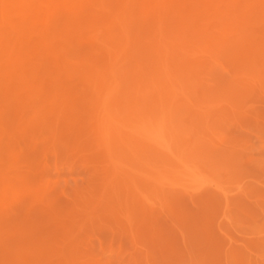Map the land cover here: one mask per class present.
I'll return each mask as SVG.
<instances>
[{"label":"rangeland","instance_id":"rangeland-1","mask_svg":"<svg viewBox=\"0 0 264 264\" xmlns=\"http://www.w3.org/2000/svg\"><path fill=\"white\" fill-rule=\"evenodd\" d=\"M21 1L0 264H264V0Z\"/></svg>","mask_w":264,"mask_h":264},{"label":"bare ground","instance_id":"bare-ground-1","mask_svg":"<svg viewBox=\"0 0 264 264\" xmlns=\"http://www.w3.org/2000/svg\"><path fill=\"white\" fill-rule=\"evenodd\" d=\"M20 1H21V0H20ZM24 1H25V0H24ZM24 1H23V2H24ZM28 1H29V0H28ZM39 1H40V0H39ZM42 1H43V0H42ZM212 1H213V0H211V2H212ZM216 1H217V0H216ZM224 1H225V0H224ZM33 2H34V1H33ZM127 2H128V1H127ZM211 2H210V3H211ZM214 2H215V0H214ZM222 2H223V0H222ZM229 2H230V1H229ZM233 2L235 3V0H234V1L232 0V3H233ZM236 2H240V3H241L240 0H236ZM21 3H22V1L20 2V5L23 4V3H22V4H21ZM29 3H31V2H29ZM29 3H28V5H29ZM217 3H218V2H216V4H217ZM219 3H220V2H219ZM3 4H4V3H3ZM5 4H6V3H5ZM39 4H40V3L38 2V7L40 6ZM41 4H42V3H41ZM211 4H212V3H211ZM211 4H210V5H211ZM213 4H214V3H213ZM213 4H212V7L214 8ZM221 4H222V3H220V5H221ZM243 4H244V3H243ZM243 4H241L242 7H243ZM250 4H253V3L251 2ZM220 5H218V6L220 7ZM225 5H226V3H225ZM225 5H223V4L221 5V6H222V9H223V6H225ZM253 5H254V4H253ZM256 5H257V4H256ZM256 5H255V6H256ZM260 5H262V4H260ZM22 6L24 7V4H23ZM25 6H26V4H25ZM41 6L44 7L43 4H42ZM255 6L252 7V8H255ZM2 7H3V6H2ZM23 7H21V8L23 9ZM27 7H28V6H27ZM42 7H39V8H42ZM129 7H130V6H129ZM219 7H218V8H219ZM225 7H226V9H227V7H228V9H230L229 6H227V5H226ZM239 7H240V6H238V8H239ZM247 7H248V5H247ZM256 7H257V6H256ZM3 8H4V7H3ZM72 8H73V7H72ZM28 9H29V8H28ZM35 9H36V8H35ZM219 9H220V8H219ZM224 9H225V8H224ZM228 9H227V11H228ZM232 9H233V8H232ZM232 9H230V10H232ZM239 9L242 11L241 7H240ZM244 9L246 10L245 7H244ZM248 9H249V7H248ZM24 10H26V9L24 8ZM78 10H79V9H78ZM215 10H216V9H215ZM234 10L237 11L238 9L235 7ZM254 10H255V9H254ZM222 11H223V10H222ZM249 11H250V9H249ZM262 11H264V8H262ZM80 12H81V10H80ZM217 12H218V11H217ZM224 12H225V11H224ZM229 12H230V11H229ZM229 12H227V13H229ZM231 12H232V11H231ZM244 12H245V11H244ZM250 12H251V11H250ZM256 12L258 13V11H256ZM235 13H238V12H235ZM246 13H247V11H246ZM254 13H255V12H254ZM254 13H252V15H254ZM257 13H256V15H257ZM36 14H37V13H36ZM73 14H75V13H73ZM73 14H72V15H73ZM78 14H79V13H78ZM161 14H162V13H161ZM223 14H224V13H222V15H223ZM232 14H234V13H232ZM240 14H242V13H238L239 16H240ZM247 14H248V13H247ZM258 14H259V13H258ZM3 15H4V13H3ZM7 15H8V14H7ZM83 15H84V14H83ZM225 15H227V14H225ZM235 15H236V14H234V16H235ZM242 15H243V14H242ZM252 15H251V16H252ZM256 15H254V16H256ZM261 15H262V14H261ZM5 16H6V15H5ZM5 16H4V17H5ZM88 16H89V15H88ZM218 16H219V15H218ZM220 16H221V15H220ZM220 16H219V17H220ZM234 16H233V17H234ZM236 16H237V15H236ZM239 16H238V17H239ZM247 16H248V15H247ZM6 17H7V16H6ZM8 18H9V17H8ZM70 18H71V17H70ZM89 18H90V17H89ZM229 18H230V16L228 17V19H229ZM242 18H243V16H242ZM246 19H247V17H246ZM6 20H7V18H6ZM233 20H234V19H233ZM236 20L238 21V18H237ZM2 21H3V23H5V19H2ZM10 21H11V20H9V23H10ZM27 21H28V20H27ZM29 21L31 22V20H29ZM29 21H28V22H29ZM77 21H78V20H77ZM219 21H220V20H219ZM228 21H229V20H228ZM228 21H226V22H228ZM239 21H242V19L239 20ZM30 22H29V23H30ZM214 22H215V21H214ZM232 22H233V21H232ZM234 22H236V21H234ZM7 23H8V22H7ZM72 23H73V22H72ZM77 23H79V22H77ZM195 23H196V22H195ZM30 24H31V26H32V25H33V21H32V23H30ZM51 24H52V23H51ZM59 24H60V23H59ZM62 24H63V22H62ZM189 24H190V23H189ZM230 24H231V23H230ZM3 25H4V24H3ZM9 25H10V24H8V26H9ZM83 25H84V24H83ZM83 25H82V26H83ZM57 26H58V24H57ZM227 26H228V30H229V32H230V29H231L232 27H231V25H230V29H229V25H227ZM227 26H225L226 29H227ZM239 26H240V24H239ZM58 27H59V29L62 28V29H60V31L63 30V29L65 28L64 26H62V27L58 26ZM58 27H57V28H58ZM234 27H235V26H234ZM234 27H233V28H234ZM236 27H237V26H236ZM3 28H4V27H3ZM3 28H2V29H3ZM5 28H6V27H5ZM7 28L10 30L9 27H7ZM233 28H232V29H233ZM237 28H238V27H237ZM32 29H33V28H32ZM59 29H58V31H59ZM238 29H239V28H238ZM238 29H237V30H238ZM240 30H241V29H240ZM66 31H67V30H66ZM234 31H235V30H234ZM61 32H62V31H61ZM226 32H227V31L225 30V33H226ZM229 32H228V34H229ZM232 32H233V30H232ZM57 33H58V32H57ZM67 33L69 34V32H67ZM233 33H234V32H233ZM233 33H232V34H233ZM223 34H224V33H223ZM237 34H239V33H234V35H236V36H237ZM56 35H57V34H56ZM72 35H73V34H72ZM226 36H227V34H226ZM232 36H233V35H232ZM236 36H235V39H236ZM229 37H230V36H229ZM239 37H240V36H239ZM239 37H238V38H239ZM3 38H4V37H3ZM226 38H227V37H225V39H226ZM230 38H231V37H230ZM241 38H242V37H241ZM6 39H7V38H6ZM170 39H171V38H170ZM225 39H224V40H225ZM243 39H244V38H243ZM248 39H249V38H248ZM14 40H15V39L13 38V39L10 40V41L14 42ZM239 40H242V39H239ZM246 40H247V39H246ZM258 40H259V39H258ZM258 40H256V41H258ZM260 40L262 41V39H260ZM233 41H234V40H233ZM235 41H236V40H235ZM242 41H243V40H242ZM242 41H241V44H244V45H245L246 42H245V43H244V42L242 43ZM250 41H251V40H250ZM254 41H255V40H254ZM258 42H259V41H258ZM10 43H11V42H10ZM15 43H17L16 40H15ZM232 43H233V42H232ZM248 43H249V42H248ZM252 43H253V41H252ZM261 43H262V42H261ZM233 44H234V43H233ZM259 44H260V43H259ZM26 45H27V48H26V49L23 48L24 51L27 50V49L29 48V46H28L29 44L26 43ZM228 45H229V44H228ZM236 45H237V44H235V46H236ZM252 45H254V44H251V46H252ZM261 45H262V44H261ZM13 46H14V45H13ZM223 46H224V45H223ZM232 46H233V45H232ZM235 46H234V47H235ZM255 46H257V42H256V45H255ZM25 47H26V46H25ZM236 47H237V46H236ZM238 47H239V45H238ZM253 47H254V46H253ZM257 47L264 49V46H262V47H261V46H257ZM6 48H7V47H6ZM229 48H230V47H229ZM242 48H244V47H242ZM251 48H252V47H251ZM57 49H58V47H57ZM148 49H149V48H148ZM224 49H225V48H224ZM246 49H247V48H246ZM253 49L256 50L257 48L255 47V48H253ZM12 50H13V49H12ZM55 50H56V49H55ZM158 50H159V49H158ZM255 50H254V52L252 51V53H256ZM257 50H259L260 52H262V50H260V49H257ZM257 50H256V51H257ZM24 51H23V54H24ZM56 51H57V50H56ZM229 51H230V50H229ZM231 51H232V50H231ZM235 51H237V50H235ZM259 51H258V52H259ZM6 52H7V51H6ZM247 52H248V51H247ZM258 52H257V53H258ZM25 53H26V52H25ZM158 53H159V52H158ZM229 53H230V52H229ZM244 53H246V52L244 51ZM244 53H243V54H244ZM248 53H249V52H248ZM143 54H144V53H143ZM243 54H242V55H243ZM249 54H250V53H249ZM259 54H260V53H259ZM2 55H3V54H2ZM2 55H1V56H2ZM261 55H262V54H261ZM56 57H57V56H56ZM246 57H247V56H246ZM255 57H256V56H255ZM107 58H108V57H107ZM229 58H230V57H229ZM231 58H232V57H231ZM250 58H252V57L250 56ZM253 58H254V56H253ZM253 58H252V59H253ZM141 59H142V58H141ZM234 59H236V58H234ZM109 60H110V59H109ZM112 60H114V59H112ZM243 60H244V59H243ZM5 61H6V60H5ZM10 61H11V63H13V62H12V59H8V62H9V63H10ZM24 61H25V60H24ZM27 61H28V60H27ZM27 61H25V62L27 63ZM233 61H234V60H233ZM238 61H239V60H238ZM247 61H250V59H249V60L247 59ZM247 61H246V63H247ZM11 63H10V64H11ZM14 63H16V62H14ZM14 63L11 64L10 67H11V66H14V65H15ZM238 63H240V62H238ZM0 64H1V60H0ZM23 64H25V63H23ZM237 65H238V64H235V66H237ZM243 66H244V65H243ZM240 67H241V66H240ZM71 69H72V68H71ZM233 69H234V68H233ZM238 69H239V68H238ZM24 72H25V70H24ZM114 75H116V74H114ZM228 82H229V81H228ZM45 84H46V83H45ZM29 108H30V106H29ZM103 109H104V108H103ZM105 109H106V108H105ZM47 113H48V112H47ZM48 123H49V122H48ZM57 123H58V122H57ZM0 128H1V127H0ZM39 134H40V133H39ZM44 140H45V139H44Z\"/></svg>","mask_w":264,"mask_h":264}]
</instances>
